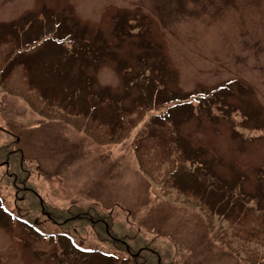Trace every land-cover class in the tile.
Instances as JSON below:
<instances>
[{
	"label": "rangeland",
	"instance_id": "rangeland-1",
	"mask_svg": "<svg viewBox=\"0 0 264 264\" xmlns=\"http://www.w3.org/2000/svg\"><path fill=\"white\" fill-rule=\"evenodd\" d=\"M10 35L32 84L58 96L60 110L92 112L111 128L117 112L154 87L182 98L164 119L177 139L172 152L188 158L178 179L196 184L206 176L211 199L264 208V0H0V41ZM166 109L148 111L109 142L83 125L44 118L0 88V143L20 149L21 179L49 210L65 209L58 215L111 210L123 232L160 239L166 251L156 247L175 264H249L212 236L196 207L152 198L132 142ZM3 169L0 264H132L89 224L57 225L31 200L33 226L19 222L22 207Z\"/></svg>",
	"mask_w": 264,
	"mask_h": 264
},
{
	"label": "trees",
	"instance_id": "trees-1",
	"mask_svg": "<svg viewBox=\"0 0 264 264\" xmlns=\"http://www.w3.org/2000/svg\"><path fill=\"white\" fill-rule=\"evenodd\" d=\"M15 36L10 35L6 40L0 41V88L7 93L22 96L30 107L44 118L59 117L75 129L78 125H83L84 133L97 140L113 142L124 137L136 127L148 111L167 108L155 115L157 123H153L147 131L142 130L132 142L140 170L151 182L152 198L157 200L167 196L174 202L196 207L203 216L206 226L212 232V236L222 243L233 256L249 264H264V208L257 204L255 206L243 201L226 199L221 195H218L219 198L211 199L207 192L208 179L206 176H204L206 183L203 182V178L196 184L181 183L177 177L180 166L188 158L177 151L172 152L177 139L173 124L164 119L171 117L169 110L181 106L177 101L182 98L169 94L163 96V93L158 94L154 87L150 89L149 93H151L146 100H135L129 107L117 112L116 120L110 125L111 128L102 122V118L93 115L92 112L84 115L74 111L73 113L66 112V109L60 110L57 107L58 96L45 97L43 95L45 93L39 92V89L32 84L30 66L24 61ZM35 43L31 41L27 47ZM154 66L156 62L151 67ZM146 84L147 88H151V84ZM91 131L92 133L99 131L100 136L90 134ZM108 137L112 138L108 139ZM12 165L14 171L10 172ZM0 166L4 168V177L11 178V183L15 187L16 204L19 208L22 207L17 219L27 224L34 222L35 219L29 217L31 210L26 205L27 200H31L33 208L35 206V209L41 210L40 214L45 213L57 225L69 228L70 224H77L79 220L89 224L103 241L124 249L132 264H175L174 259L169 256L166 259V256L161 254V249L156 247V245L161 246L166 251L160 239L141 237L139 229L128 230L131 234L123 232L125 222L116 221L111 210H94V207H91L86 210L79 208L71 212L67 209V213H63V216L58 215L64 212L63 208H50L49 210V206L44 204L35 190L26 185L27 178L21 179L20 177L22 174L26 175V170L19 148L12 149L8 144L0 143ZM29 195H32L33 199H30ZM21 200H24L23 203H20ZM128 238L131 241L127 240ZM156 239L159 243H155Z\"/></svg>",
	"mask_w": 264,
	"mask_h": 264
}]
</instances>
